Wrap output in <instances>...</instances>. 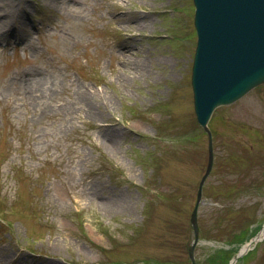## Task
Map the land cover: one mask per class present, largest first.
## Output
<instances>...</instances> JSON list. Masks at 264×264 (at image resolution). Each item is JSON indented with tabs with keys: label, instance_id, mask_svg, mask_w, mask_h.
I'll list each match as a JSON object with an SVG mask.
<instances>
[{
	"label": "rangeland",
	"instance_id": "obj_1",
	"mask_svg": "<svg viewBox=\"0 0 264 264\" xmlns=\"http://www.w3.org/2000/svg\"><path fill=\"white\" fill-rule=\"evenodd\" d=\"M193 12L192 0H0V264H190L207 162ZM208 125L201 264L264 224V83ZM235 264H264V238Z\"/></svg>",
	"mask_w": 264,
	"mask_h": 264
},
{
	"label": "water",
	"instance_id": "obj_2",
	"mask_svg": "<svg viewBox=\"0 0 264 264\" xmlns=\"http://www.w3.org/2000/svg\"><path fill=\"white\" fill-rule=\"evenodd\" d=\"M193 3L197 44L191 83L196 119L207 133L208 150L206 169L190 215L194 237L188 254L191 264H196L197 210L202 185L213 164L208 119L216 106L231 103L264 82V0H193ZM246 249L243 245L228 264H234Z\"/></svg>",
	"mask_w": 264,
	"mask_h": 264
},
{
	"label": "trees",
	"instance_id": "obj_3",
	"mask_svg": "<svg viewBox=\"0 0 264 264\" xmlns=\"http://www.w3.org/2000/svg\"><path fill=\"white\" fill-rule=\"evenodd\" d=\"M243 239H237V241H242ZM227 242H235V240H228ZM225 250H218L211 254L207 261V264H225L228 261L227 255L224 253ZM205 262V261H204ZM198 264H201L200 261H198Z\"/></svg>",
	"mask_w": 264,
	"mask_h": 264
},
{
	"label": "bare ground",
	"instance_id": "obj_4",
	"mask_svg": "<svg viewBox=\"0 0 264 264\" xmlns=\"http://www.w3.org/2000/svg\"><path fill=\"white\" fill-rule=\"evenodd\" d=\"M132 27V26H131Z\"/></svg>",
	"mask_w": 264,
	"mask_h": 264
}]
</instances>
